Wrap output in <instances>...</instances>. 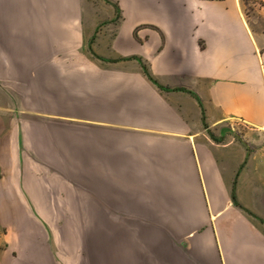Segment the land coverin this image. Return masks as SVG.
Segmentation results:
<instances>
[{
    "label": "crops",
    "instance_id": "obj_1",
    "mask_svg": "<svg viewBox=\"0 0 264 264\" xmlns=\"http://www.w3.org/2000/svg\"><path fill=\"white\" fill-rule=\"evenodd\" d=\"M260 1L0 0V264H264Z\"/></svg>",
    "mask_w": 264,
    "mask_h": 264
},
{
    "label": "rangeland",
    "instance_id": "obj_2",
    "mask_svg": "<svg viewBox=\"0 0 264 264\" xmlns=\"http://www.w3.org/2000/svg\"><path fill=\"white\" fill-rule=\"evenodd\" d=\"M90 1V3H92L94 0H88ZM98 1V0H96ZM100 1H104V0H100ZM242 2V6L244 8V12L246 14V16L248 17H255L258 14H260L259 10L262 8V2L260 0H241ZM92 5V4H91ZM251 19V18H250ZM39 95V94H38ZM40 97V96H39ZM38 99H43L45 100V98H38ZM37 108H41L43 109L44 104H38L36 105ZM48 106V105H47ZM52 106H58L56 104H52ZM20 108H23L22 105H20ZM28 125L29 127L35 129L38 133L43 131L45 128H52L54 123H47L46 121H37V119L34 118H30L28 121ZM60 126V125H59ZM232 128V126L230 125V129ZM81 133V132H79ZM77 141L79 143H83L84 142V148L86 147H90L87 145L91 144V135H84V136H78ZM91 158H92V152L91 151H73L70 150L68 153V160L69 161V175L72 173H77V176L80 178L81 176H84L85 181H91ZM91 183H85V190H90L91 191ZM77 218H83V217H75ZM63 227V225L61 226Z\"/></svg>",
    "mask_w": 264,
    "mask_h": 264
}]
</instances>
